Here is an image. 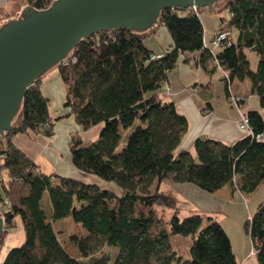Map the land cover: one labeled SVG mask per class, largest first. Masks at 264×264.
<instances>
[{
	"label": "trees",
	"instance_id": "16d2710c",
	"mask_svg": "<svg viewBox=\"0 0 264 264\" xmlns=\"http://www.w3.org/2000/svg\"><path fill=\"white\" fill-rule=\"evenodd\" d=\"M26 1L43 8L51 0ZM218 4L208 11L228 9L229 15L219 17L216 29L228 36L212 51L204 41L199 9L164 8L157 23L147 28L154 31L156 25H163L170 34L171 42L159 56L144 43L147 30L107 28L80 39L67 61L58 65L67 87L68 114L82 130L101 124L97 138L88 144L78 133L71 135L72 164L84 173L115 181L119 191L45 171L12 142L14 133L27 129L52 133L41 76L27 87L20 121L0 139V200L7 199L0 244L16 217L22 221L24 240L10 247L0 264H239L228 233L214 215L191 208L183 213L175 198L159 189L167 175L208 192L230 183L244 194L264 180L263 113L247 110L251 131L231 143L197 137L192 155L187 149L177 150L187 131V116L160 94L178 57L198 50L194 66L210 58L220 70L214 59L219 62L226 98L232 80L247 77L251 92L264 106V0ZM246 49L256 52L255 68ZM44 192L50 213L43 206ZM158 205L166 209V219ZM68 216L82 230L69 234L75 255L65 250L61 230L54 224ZM243 230L251 238L258 264H264V199L244 220ZM185 237L190 238L188 255L179 248ZM103 245L116 249L113 258L98 254Z\"/></svg>",
	"mask_w": 264,
	"mask_h": 264
},
{
	"label": "crops",
	"instance_id": "0c3cea01",
	"mask_svg": "<svg viewBox=\"0 0 264 264\" xmlns=\"http://www.w3.org/2000/svg\"><path fill=\"white\" fill-rule=\"evenodd\" d=\"M27 4L26 0H0V20L4 17H13ZM203 27L204 41L209 44L218 25L215 29L207 28V31L204 24ZM144 34V43L153 53L162 51L171 42L170 34L163 25H156L154 31L150 29ZM197 56H199L198 50L182 53L175 66L168 71L160 89V94L166 99L173 100L177 109L188 118V127L182 139L181 149L189 150L192 155H194L191 151L193 141L197 137L209 136L231 143L247 133L238 127V114L236 108L226 98L225 82L221 71L214 67L210 58L205 59L203 65L194 66L191 61ZM248 58L251 67L255 68L257 56L252 53ZM231 85L235 93L245 96L243 106L246 111L257 109L264 114V106L260 105L258 95L251 92L250 80L247 77L233 79ZM40 90L49 101V112L53 118L51 135L27 129L14 133L12 142L45 171L53 170L62 176L98 182L94 175L84 173L72 164L68 143L74 133H78L85 144L94 141L101 124L82 130L73 115L68 114L69 107L65 105L67 87L60 75L58 65L41 76ZM261 136L264 138V132ZM165 178L166 193L172 195L181 207L183 203L185 204V208L182 207L183 213L190 208L198 209L202 213L214 215L220 221L219 214L223 213L222 209L226 201L234 198L246 201L247 195L237 188H232L230 183H225L215 191L208 192L190 182H176L171 175ZM155 185L156 183L152 185L153 188ZM261 186H264V180L258 188ZM261 194L260 199L263 200L264 190ZM252 199L254 197L250 198ZM47 206L50 213L48 202ZM220 222L224 227V223ZM56 223L57 221H54V224ZM227 233L238 263L258 264L250 236L246 232L241 233L238 229L234 236L230 232Z\"/></svg>",
	"mask_w": 264,
	"mask_h": 264
},
{
	"label": "water",
	"instance_id": "95a60500",
	"mask_svg": "<svg viewBox=\"0 0 264 264\" xmlns=\"http://www.w3.org/2000/svg\"><path fill=\"white\" fill-rule=\"evenodd\" d=\"M223 0H51L25 5L0 20V139L21 119L27 87L60 65L82 38L102 29L141 32L155 25L164 8L209 10ZM4 217L0 212V233Z\"/></svg>",
	"mask_w": 264,
	"mask_h": 264
},
{
	"label": "rangeland",
	"instance_id": "374dc122",
	"mask_svg": "<svg viewBox=\"0 0 264 264\" xmlns=\"http://www.w3.org/2000/svg\"><path fill=\"white\" fill-rule=\"evenodd\" d=\"M223 1L220 2V4L217 5V7H219L220 5H222ZM202 23L205 26V30L207 28H216L218 23H219V17L221 15L223 16H228L229 15V11L227 8H223L221 10H214V11H207V10H199L198 12ZM207 31V30H206ZM216 31V30H215ZM215 31L213 32V35L215 33ZM234 33V30H232V34ZM212 35V37H213ZM246 53L247 56L251 55L253 53V55H256V52L254 50H250V49H246ZM192 64H194L191 61ZM221 71V69H220ZM231 89H232V85H230ZM182 148V141L181 143L178 145L177 150ZM194 150V146L193 149L191 150L192 152ZM1 173L4 175V177L6 176V170L4 168L1 169ZM89 175H94V174H89ZM94 177L97 178L99 184L102 187L105 188H110L113 189L115 191H119L121 188L120 186L113 180H106L104 178H101L97 175H94ZM166 179V178H165ZM164 179V182L160 184L159 189L161 190V192L166 193V180ZM155 188V187H154ZM153 186L151 188V191L154 190ZM264 190V186H261L260 188H258L257 190H254L253 192H250L248 194H245L247 196L246 197V201L241 199H233V200H228L225 202L224 206H223V213L219 214V218L220 221H222V223H224V227L226 228V232H230V234L232 236H234V234L236 233V229H238L239 231L241 230V233H245L243 231V222L244 220L250 216L254 210L255 207L257 205V203L262 200L260 198H262V194ZM252 193V194H251ZM253 195V196H252ZM251 197H254V199L250 200ZM264 199V198H263ZM4 204L7 205V199H3L2 200ZM48 202V198H47V194L44 192V198H43V206L46 208L47 206V202ZM182 204V203H180ZM182 207L185 208V204H182ZM158 208L163 210L165 212L164 214V218L166 219V209L163 208V206L158 205ZM184 213H186L184 211ZM239 221V223H238ZM55 227L57 229L61 230L60 236H61V242L65 248V250L72 255H75L77 253V249L76 246L74 244V242H72L69 239V234L70 233H78L80 231H82L78 226H76L73 223V220L71 219V217H66L63 219H58L57 223L55 224ZM5 228V227H4ZM2 239L1 234H0V240ZM172 240V244L174 246H177L178 241L172 236L170 238ZM24 240V228H23V224L22 221L19 217H16V223L15 225L9 229L5 236L3 237V240L0 244V261L3 259L4 255L6 254L7 250L15 245H19L22 241ZM190 243V238L189 237H185L184 240L182 241L181 245H180V250L181 252L185 255H188V245ZM108 254L110 256V258H113L115 253H116V249L109 246V245H103L101 247V249L98 251V254ZM155 264V263H153ZM171 264H182L181 262L175 263L172 262Z\"/></svg>",
	"mask_w": 264,
	"mask_h": 264
},
{
	"label": "built area",
	"instance_id": "2783aa9c",
	"mask_svg": "<svg viewBox=\"0 0 264 264\" xmlns=\"http://www.w3.org/2000/svg\"><path fill=\"white\" fill-rule=\"evenodd\" d=\"M196 9V8H194ZM227 36H228V32L226 31H215L210 44L206 45L207 47L210 46L211 51L213 49H215L218 45H220L222 42H227ZM158 56L160 55L159 53L157 54ZM68 56L64 59L63 63L67 61ZM214 64H216L220 69V65L219 62L217 61V59H214ZM225 75H227L226 73H224ZM228 90L229 93L227 95V100L236 108L237 114H238V127L242 130H245L247 132H250V125H249V118L247 115V111L244 109L243 106V101L245 96L244 95H239L237 93H235L230 85H228ZM0 178L1 175H0ZM3 201L0 200V212L2 213L3 216ZM4 217V216H3Z\"/></svg>",
	"mask_w": 264,
	"mask_h": 264
}]
</instances>
